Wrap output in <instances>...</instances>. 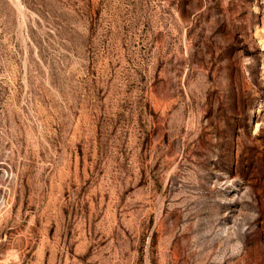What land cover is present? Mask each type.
Instances as JSON below:
<instances>
[{
	"label": "rangeland",
	"instance_id": "374dc122",
	"mask_svg": "<svg viewBox=\"0 0 264 264\" xmlns=\"http://www.w3.org/2000/svg\"><path fill=\"white\" fill-rule=\"evenodd\" d=\"M0 264H264V0H0Z\"/></svg>",
	"mask_w": 264,
	"mask_h": 264
}]
</instances>
